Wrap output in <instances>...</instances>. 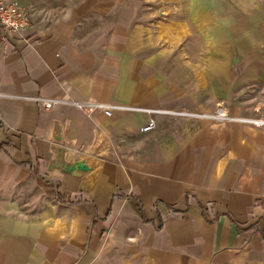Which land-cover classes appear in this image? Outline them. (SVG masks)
<instances>
[{
	"label": "crops",
	"instance_id": "obj_1",
	"mask_svg": "<svg viewBox=\"0 0 264 264\" xmlns=\"http://www.w3.org/2000/svg\"><path fill=\"white\" fill-rule=\"evenodd\" d=\"M21 1L52 8L0 26V264H264V125L23 100L206 110L166 85L141 0ZM193 2L198 93L264 121V0Z\"/></svg>",
	"mask_w": 264,
	"mask_h": 264
},
{
	"label": "rangeland",
	"instance_id": "obj_2",
	"mask_svg": "<svg viewBox=\"0 0 264 264\" xmlns=\"http://www.w3.org/2000/svg\"><path fill=\"white\" fill-rule=\"evenodd\" d=\"M19 3L28 5L21 0H18ZM118 1H124V0H118ZM191 2L193 0H141L142 6L140 7V11L144 13L142 16L143 18L146 17L147 24L150 27V31L152 33V37L158 38L159 42L161 43L159 45L160 48V54L164 56H169L175 60V62H170L169 65L173 66V74L177 73L176 78H172L168 84L169 86L175 88H181L182 91L185 93L183 96V99L185 101H188L190 103L195 104H202V106L206 107V110L204 112H199L198 109H180V110H169V109H162L159 108V110L164 111H182V112H188L190 114L199 115V114H213L216 112L220 107H225L230 116L232 117H238L233 114H231L230 109L225 104H220L216 102H212L209 100V94L208 95H200L198 93L200 86H199V79L196 78L195 74V67L193 62L188 61V59H192V54H195L193 47H191V50H189L188 43L189 39H192L195 35L194 29L186 28V24L183 25L182 22H184L183 17L184 15L187 17L188 13L184 12L185 9L189 8V4L191 5ZM194 3V2H193ZM33 6V5H28ZM40 6V7H38ZM44 6H47L48 8H52L47 3L43 2L37 5L36 7L40 10L43 9ZM193 24V23H192ZM196 32H198L196 30ZM185 37V39H183ZM188 38V39H187ZM193 40H191L192 42ZM191 52V55H190ZM190 55V56H189ZM176 71H179L180 74ZM165 79V76L162 77ZM169 76L167 77V79ZM166 79V80H167ZM179 81V83H178ZM161 83V81H160ZM166 91H162V94H165ZM165 96V95H164ZM176 97H178L176 95ZM175 100V99H174ZM169 116H176L171 114H164ZM176 117H183V116H176ZM187 117V116H186ZM194 118H198L197 116ZM246 118V117H241ZM247 119H253V118H247ZM253 120H258L254 118ZM211 121V120H210ZM234 123V122H232ZM229 124V123H227Z\"/></svg>",
	"mask_w": 264,
	"mask_h": 264
},
{
	"label": "built area",
	"instance_id": "obj_3",
	"mask_svg": "<svg viewBox=\"0 0 264 264\" xmlns=\"http://www.w3.org/2000/svg\"><path fill=\"white\" fill-rule=\"evenodd\" d=\"M43 20V13L33 6H28L19 3L17 0H0V26L6 33L19 34L26 32H35L38 29L40 21ZM23 100L31 101L39 105L44 110H52L55 107L66 104L75 107L85 113L91 115L96 111H102L107 116H111L115 110L143 112L149 115L155 114H171L183 117H202L211 120L217 125L242 122L250 123L253 125H264V121L253 120L241 117L230 116L228 110L225 107H220L213 114H199L194 115L188 112L182 111H164L159 109H145L140 107H133L129 105H122L118 103L107 104L101 102L92 101H76L72 99H59V98H45L41 96H21ZM156 128V120L151 117L147 124L142 128V132L148 133Z\"/></svg>",
	"mask_w": 264,
	"mask_h": 264
},
{
	"label": "water",
	"instance_id": "obj_4",
	"mask_svg": "<svg viewBox=\"0 0 264 264\" xmlns=\"http://www.w3.org/2000/svg\"><path fill=\"white\" fill-rule=\"evenodd\" d=\"M81 168H83V169H84V167H81Z\"/></svg>",
	"mask_w": 264,
	"mask_h": 264
}]
</instances>
